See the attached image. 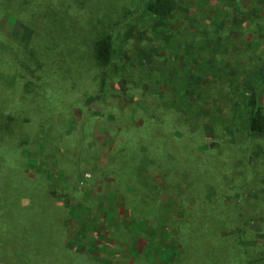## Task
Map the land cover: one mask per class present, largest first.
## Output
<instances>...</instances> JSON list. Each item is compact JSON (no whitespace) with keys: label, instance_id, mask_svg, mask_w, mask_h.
<instances>
[{"label":"rangeland","instance_id":"obj_1","mask_svg":"<svg viewBox=\"0 0 264 264\" xmlns=\"http://www.w3.org/2000/svg\"><path fill=\"white\" fill-rule=\"evenodd\" d=\"M148 1L0 0V264H264V0Z\"/></svg>","mask_w":264,"mask_h":264},{"label":"trees","instance_id":"obj_2","mask_svg":"<svg viewBox=\"0 0 264 264\" xmlns=\"http://www.w3.org/2000/svg\"><path fill=\"white\" fill-rule=\"evenodd\" d=\"M68 3L69 4L67 6L69 7V9L74 11V13H76V11L78 10V6L74 3V0H68ZM171 3H172L171 0H150L145 4L144 9L148 13L156 17H165L169 15L168 5H170ZM29 32L30 31H28V34ZM32 33L33 31L30 32L29 36H31ZM31 40H32L31 38L27 39V41H31ZM84 43L83 45L85 46L86 43L85 44ZM63 44H65V42ZM11 52H14V50H12ZM114 53H115L114 35L105 34L94 41L91 55L89 56L88 54V57L86 56L84 59V61L88 59L87 62L89 66H90V59H92L94 60L96 67L107 68L102 81V86H103L102 92L104 93V96L106 95V93L109 91L110 88V83H111L110 69L113 62ZM37 74H39V72H37ZM245 114L247 115V117H243L244 118L243 122L244 124H246V131L248 135L251 137L247 139V144L248 145L252 144L254 142L253 138L258 140H264V108L261 104L260 95L255 90L252 91L248 97L247 110L245 111ZM148 116L150 121H153L157 124L161 123L160 117H158L157 115L152 114ZM142 137L144 138V136ZM9 139L10 138H8L7 141L5 139L0 141L1 170L5 168L4 166L6 164V159H7L6 157L7 149L4 148V146L8 143ZM24 155L26 156L25 151H24ZM260 163L261 162H259L258 164ZM215 165H216V169H215L216 177L220 178L219 173L222 172V166H220L219 164H215ZM1 170H0V195L3 193L5 189V188L3 189L4 180L1 179L3 178ZM252 171L253 168L247 170V172L244 174L245 178L244 179L242 178L244 180V182L242 181L243 183H246L247 181H251L249 179H251L250 177ZM262 172L264 174V170ZM14 183L17 184V182ZM14 183L10 184L11 186L10 189L14 188ZM5 185H7V183ZM1 201H4V198L0 196V202Z\"/></svg>","mask_w":264,"mask_h":264}]
</instances>
